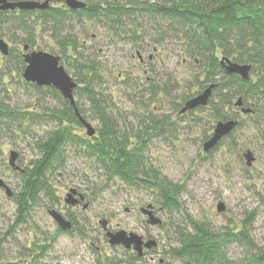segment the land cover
I'll list each match as a JSON object with an SVG mask.
<instances>
[{
  "label": "rangeland",
  "instance_id": "rangeland-1",
  "mask_svg": "<svg viewBox=\"0 0 264 264\" xmlns=\"http://www.w3.org/2000/svg\"><path fill=\"white\" fill-rule=\"evenodd\" d=\"M80 1L88 4L93 0ZM51 5L65 6L58 2ZM119 21L114 26L108 19L72 18L63 29V35L76 42L67 51L70 62L60 53V44L51 33L39 26L31 50L60 56L61 64L73 78L75 59L99 64L94 89L121 132L143 130L146 165L184 186L178 198L181 210L163 209L156 193L145 186H128L119 179L106 182L95 160L86 157L85 147L74 142L64 150L63 166L49 175L52 194H41L27 222L14 226L15 196L22 187L20 171L38 158L36 140L59 128L57 120L47 113L59 103L52 95L45 96L30 86L18 58L0 51V102L16 110L19 117L16 121L0 118V180L6 185L0 186V259L23 257L31 253L25 247L36 243V247L48 246L47 251H41L45 254L40 256V264H160L161 259L165 264H187L164 254L177 245L174 227L184 215L218 230H239L246 220L251 223L253 241L264 248V122L236 108L226 110L229 117L242 124L206 152L204 144L218 121L202 108L184 115L178 110V103L185 105L203 91L197 86L199 64L185 54L177 34L167 28L168 23L162 18L137 12ZM3 28L0 39L16 54L23 53V33L14 31L10 21ZM164 86L167 87L163 89ZM77 90L76 102L86 111L85 118L97 134L101 122L91 111L83 91L79 94ZM160 121L166 123L157 135L145 134L146 127ZM73 132L89 140L93 137L87 135L85 126ZM248 149L256 157L252 166L244 157ZM12 152L17 153V169L10 164ZM73 189L77 191L73 198L84 195L77 205L65 201ZM219 203L224 204L223 211L218 210ZM149 205H153L162 224L148 223L143 209ZM52 210L69 221L73 218L74 227L58 233L60 227L50 214ZM104 220L112 232L137 233L157 241V245L135 261L133 249L110 244ZM242 255L240 246H229L230 259L237 260Z\"/></svg>",
  "mask_w": 264,
  "mask_h": 264
},
{
  "label": "trees",
  "instance_id": "trees-1",
  "mask_svg": "<svg viewBox=\"0 0 264 264\" xmlns=\"http://www.w3.org/2000/svg\"><path fill=\"white\" fill-rule=\"evenodd\" d=\"M137 12L162 18L168 23L167 28L177 34L182 50L199 64L198 87L204 90L212 83L217 84L208 106L200 107L201 110H209L217 121H227L233 117H229L226 110H241L235 103L242 97L243 106L252 109L251 113L245 115L255 116L264 122V0H93L81 9H71L66 4L64 7L50 5L46 9H16L0 12V36L4 32V24L10 21L14 31L23 33L20 40L23 48L28 45L31 49L36 43V26H39L51 33L52 38L60 44V53L68 59L67 51L76 42L69 35L64 36L63 29L72 18L76 17L79 21L84 18L94 21L108 19L114 26H118L122 17H131ZM25 52L24 49L23 53L16 54L11 49L8 54L18 58L23 70L26 66ZM223 57L241 64H251V79L244 80L237 74L228 73L221 64ZM71 59H68L69 62ZM75 62L74 79L79 88L77 93L83 91L101 126L91 141L75 134L74 129L84 125L70 101L54 87H41L28 82L39 93L45 96L50 94L58 101L59 105L48 109L47 113L57 120L59 128L50 130L36 140L38 158L32 159L25 171H20L22 187L15 196L17 211L14 226L27 222L26 218L41 194H52L49 175L63 166L64 150L74 142L85 147L86 157L95 160L106 176V182L119 179L128 186H145L156 193L157 201L163 209L180 211L178 198L184 186L146 165L143 130L132 134L121 132L115 118L109 115L103 100L94 89L99 64L82 61L80 58L75 59ZM81 84L85 86L81 87ZM76 106L87 120L84 108L78 102ZM181 107L184 105L178 103V110H182ZM181 110V115L189 112L181 113ZM0 118L10 121L19 119L18 112L9 109L3 102H0ZM165 123L160 121L146 127L145 134L157 135ZM241 124L239 122L238 126ZM71 222L74 226L73 218ZM250 225L245 220L239 230L230 227L218 230L207 222L184 215L182 222L174 227L177 245L165 250L164 254L187 264H264V248L253 241ZM59 232L62 229H58ZM231 244L242 248L241 258H229L228 248ZM36 246L33 243L32 247H25L31 253L18 259H0V264H40V256L45 254L41 251H47L48 246ZM133 259L138 261L141 257L136 253Z\"/></svg>",
  "mask_w": 264,
  "mask_h": 264
},
{
  "label": "water",
  "instance_id": "water-1",
  "mask_svg": "<svg viewBox=\"0 0 264 264\" xmlns=\"http://www.w3.org/2000/svg\"><path fill=\"white\" fill-rule=\"evenodd\" d=\"M52 2H65V4L71 9H81L85 8L87 4L80 0H45L43 2L37 0H20V1H11V0H0V12L9 11V10H36V9H46L49 8ZM24 54L25 69L23 71V77L27 82L35 83L38 86H50L59 90L62 95L68 99L75 107L78 115L80 116L81 123L85 126L87 130V135L92 137L96 134V129L92 126L90 122L85 120L76 106L75 99V90L78 87L77 81L68 73L65 66L61 64V58L58 55H55L46 51L32 50L29 51V46L25 45ZM0 51L3 55H8L10 53L9 44L4 40L0 39ZM221 64L225 70L230 74H237L241 76L244 80L251 79V64H241L235 62L228 57H223ZM217 84L212 83L207 88H205L201 93L195 97L186 101L184 107L181 110V113H186L190 110H195L200 107L208 106L209 101L213 95L214 89ZM236 107H239L244 114L252 112L251 108H246L243 106V99L240 97L235 103ZM239 125V120L230 119L227 121H218L213 135L207 140L204 144V150L206 152L211 151L215 148L220 141L231 134ZM246 163L248 166H252L256 161L255 154L251 149H248L244 153ZM17 159V153L12 152L10 157V164L13 167L15 166V161ZM0 186L5 187V183L0 180ZM9 196L12 193L7 189ZM77 191L75 189L71 190V193L68 194L69 198L66 199V202L71 205L79 204L83 199L84 195L80 194V199H75L73 195H76ZM218 210H224V204L219 203ZM143 212L148 216V223L151 225H160L162 220L158 218L153 210V205H149L147 208L143 209ZM52 217L56 220L58 225L62 230H71L73 224L71 221L67 220L61 213L56 210L50 211ZM104 228L107 230L106 235L109 238L111 245H121L126 249H133L137 252L139 257H142L145 249L153 248L157 245L155 240H145V238L137 233H128L124 230L117 232H112L107 229V221H102ZM164 260H161L163 262ZM173 264V263H168Z\"/></svg>",
  "mask_w": 264,
  "mask_h": 264
},
{
  "label": "flooded vegetation",
  "instance_id": "flooded-vegetation-1",
  "mask_svg": "<svg viewBox=\"0 0 264 264\" xmlns=\"http://www.w3.org/2000/svg\"><path fill=\"white\" fill-rule=\"evenodd\" d=\"M59 3H65V2H59ZM29 51H32L30 48H29ZM25 53H27V51L25 52ZM68 198H69V196H68ZM73 197H71L70 199H72ZM154 210V209H153ZM154 213H155V211H154ZM161 260H163V259H161ZM161 260H160V264H165L164 262L165 261H163V262H161Z\"/></svg>",
  "mask_w": 264,
  "mask_h": 264
}]
</instances>
